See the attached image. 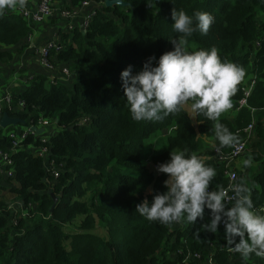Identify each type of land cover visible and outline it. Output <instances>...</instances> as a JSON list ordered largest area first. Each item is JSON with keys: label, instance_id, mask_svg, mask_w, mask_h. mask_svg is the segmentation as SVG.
I'll return each instance as SVG.
<instances>
[{"label": "trees", "instance_id": "obj_1", "mask_svg": "<svg viewBox=\"0 0 264 264\" xmlns=\"http://www.w3.org/2000/svg\"><path fill=\"white\" fill-rule=\"evenodd\" d=\"M55 1L71 10L91 0ZM98 1L102 6L86 31L78 26L68 31L64 22L61 48L49 60L55 81L37 75L22 93L11 95L13 106L24 103L21 113L0 110V120L7 113L25 122L0 127V151L10 154L13 163L11 177L0 179V264H180L186 254L204 252L209 243L227 245L224 227L216 233L204 228L211 218L207 209L194 224L164 225L140 216L136 206L167 190V175L157 177L153 166L168 162L173 150L196 154L215 168L213 179L221 184L210 189L226 186L214 151L228 153L230 146L218 140L217 145L202 143L216 138L215 123L237 141L255 123V136L264 141V0H122L124 7ZM181 10L214 17L207 35L196 31L187 38L186 51L215 47L222 61L243 69L233 107L218 121L194 116V125L183 107L162 121H134L121 73L131 65L138 74L149 57L158 61L174 50L170 40L181 34L172 29V13ZM31 34L25 18L0 7V46L17 47ZM12 59L0 50L1 64ZM252 79L250 95L239 108ZM41 119L55 131L47 139L31 135L13 149L5 134L20 133ZM37 148L44 150L50 171L45 159L33 153ZM255 183L261 192H252L251 200L258 209L264 205V170ZM6 193L11 196L3 200ZM52 195L57 204L50 213ZM178 223L188 224L184 232L175 229ZM219 254L215 261L224 264L228 255Z\"/></svg>", "mask_w": 264, "mask_h": 264}, {"label": "clouds", "instance_id": "obj_2", "mask_svg": "<svg viewBox=\"0 0 264 264\" xmlns=\"http://www.w3.org/2000/svg\"><path fill=\"white\" fill-rule=\"evenodd\" d=\"M122 0H117L121 3ZM24 4V0H0V7ZM171 25L181 34L173 39V51L149 57L143 70L133 75L130 65L121 73L125 102L134 121H162L170 114L190 104L194 116L218 121L219 117L233 107L231 97L244 76V71L235 63L222 61L218 50L186 51L188 37L199 31L207 35L214 17L206 12L189 16L183 10L173 11ZM156 66H153V64ZM216 139L222 147L233 146L237 137L224 125H214ZM251 160L243 161L245 167ZM157 171L167 175L164 193H158L151 203L145 200L136 206V212L149 222L171 225L186 221L194 224L204 219L205 209L210 211V222L204 228L216 233L221 224L230 252L239 253L244 261L254 254L264 258V215L254 210L249 191L245 186H230L236 199L227 207L230 199L224 189L210 191L209 186L216 176L215 168L207 166L196 154L186 155V150L170 152L168 162L157 166Z\"/></svg>", "mask_w": 264, "mask_h": 264}, {"label": "crops", "instance_id": "obj_3", "mask_svg": "<svg viewBox=\"0 0 264 264\" xmlns=\"http://www.w3.org/2000/svg\"><path fill=\"white\" fill-rule=\"evenodd\" d=\"M40 1L41 0H31V2L27 6L29 11H31V12L34 11V9L36 8V6L38 5V3ZM52 1H53V5H54L53 17L49 20L42 22V24H40V26H37L38 30L32 32V34L29 36L28 39L23 41L22 44H20L17 47L7 48V47L0 46L1 51H5V52L12 54L13 65L16 64L15 68H13V65H12V67L5 69V70L10 71L9 74H6L5 71L2 69L3 65H8V64L0 65V72H1V74H0V100H2L0 106L2 108L9 109V106L5 103L4 99L7 96L11 97V95L13 96V94L17 95L19 93H22L29 86V84L27 82H30L32 78L36 77L37 75L49 76L51 74L48 72V70H47L48 68L44 67L40 63L39 55H38L37 51H38V49L44 48L47 45V43H49L50 41H53V40L60 41L59 40V32L63 29L64 22H66L63 18L60 17V12L62 11L63 8L60 7L58 1H55V0H52ZM55 9L57 10L56 13H55ZM48 21H52L53 26L44 27L43 24H46ZM43 28H44V30H43ZM50 59H51V57H50ZM20 60H21V64L19 63ZM20 71H23V72H20ZM251 83H254V79L251 80L250 84ZM250 84H249V86H250ZM239 108H240V106H239ZM10 111H12V113H21L22 112L21 109H19L17 106H13V105L10 107ZM254 124L255 123L251 124V125H253L252 129H248V127H247V129H245L243 132L244 138H241L240 140H238V141H243L245 143V150L247 149V151L242 156H240L238 159H236V160H240V159H246L247 158L248 160L252 161L251 165L256 166V168L254 169V171H255L254 176H253L254 178H253V181L251 183H249L247 185V184L243 183L240 179L238 181L239 184L245 186L249 190L246 194L249 195L250 198H251L252 192H254V191H256L258 193L261 192L260 185L256 184L255 181H256V177L258 175H260L264 170V141H260V140L256 139L255 137H252V139L248 140V135L253 132ZM8 128H6V129H8ZM49 128L47 129V133L49 132ZM2 130H5V129H2ZM45 133H46V131L44 130V133H42L41 135H43ZM42 150L43 149H39V148H37L35 150L32 149L33 153L37 156H39V153L42 152V155L40 157H43L45 159V164H46L47 157ZM225 151L228 152V147L225 148ZM229 151H230V147H229ZM225 154H227V153H225ZM236 160H234L232 163H234ZM206 162H209V161H206ZM232 163L230 165H228L227 167L225 164H218V165L215 164V166L217 167V171L221 172V170H222L221 177L224 181V183H222V184H225V182L227 184V178L225 176V172L227 169L238 174L237 167L234 168ZM155 167L157 169V166H155ZM251 168L253 169V167H251ZM1 178L3 179L2 175H0V179ZM219 184H221V183H219ZM219 184H216V179H213L210 186L213 187V186L219 185ZM216 189H220V188H216ZM150 193L151 192H149V194ZM9 196H11V195L6 193L4 195L3 200H7V197H9ZM234 203L227 204V207H232L234 205ZM16 204L17 203H15V205ZM13 210L17 211L18 207L13 206ZM254 210H256V209H254ZM258 214H261V213L258 212ZM187 225L188 224H186V223H178L175 226L176 227L175 229H178L177 231L182 233L185 231ZM220 227H224L223 224H221ZM219 252H225L228 255V259H226L224 264H250L249 262L244 261L241 258L239 253L230 254L228 252V246L227 245L226 246L220 245L219 247H217V249L215 250V253H214V259L217 258L218 255L220 256ZM177 256H178V254L175 256L174 260L175 259L177 260ZM252 256H255V255L253 254ZM259 259L264 261V258H259Z\"/></svg>", "mask_w": 264, "mask_h": 264}, {"label": "built area", "instance_id": "obj_4", "mask_svg": "<svg viewBox=\"0 0 264 264\" xmlns=\"http://www.w3.org/2000/svg\"><path fill=\"white\" fill-rule=\"evenodd\" d=\"M31 2V0H24L23 6H21L20 3H16L15 6L5 5L6 13H16L18 15H21L23 18H25L30 24L33 23H42L46 20H49L53 17L54 12V5L52 0H41L34 11H29L27 8L28 4ZM102 2L98 0H91V1H84L80 3V5L76 8H72L71 10L62 9L60 12V17L63 18L66 21V29L68 31L73 30L76 26L82 31H86L91 20L96 16L97 11L101 8ZM259 46V43H257V47ZM61 48L60 42L53 40L47 43V45L42 48L38 49L37 53L39 55L40 63L46 67L51 68L49 65V59L52 52H58ZM66 75H68L67 72H64ZM251 92V89L247 90L245 92V98L240 102L239 106L242 107L246 103V99L249 97ZM5 103L10 107L12 106L11 97L7 96L4 99ZM2 100H0L1 104ZM18 108L22 110L24 108V103L19 102L17 104ZM2 107L0 106V110ZM36 127L37 129H48L49 123L45 121L44 119H41L36 125H33L31 123V126L24 127L22 129V132H9L8 134H5L6 137H8L12 141L13 149H15L18 145L23 143L29 136L36 135L34 132H32L31 128ZM248 129H252V125L248 127ZM45 130V129H44ZM38 136V135H36ZM41 137V135H39ZM42 139H46L45 137H41ZM44 152V150H42ZM245 152V143L244 142H236L233 146H230V151L225 154L220 152L219 149H216L214 151V154L218 156L217 162L219 164H225L226 167L230 165L234 160L238 159L240 156H242ZM42 155V152L39 153V156ZM12 160L11 155L8 153H5L3 151H0V175L5 177H11L12 170L9 169L12 167ZM46 164L48 165V159L46 160ZM154 169H156L155 166H153ZM48 169V168H47ZM225 176L227 178V184L223 188L226 192L228 199L226 201V204H232L235 202L236 195L235 193L230 189V186L239 184V178L238 174L227 169L225 172ZM210 191H216L219 189H210ZM257 213L260 212L261 215H264V205L260 206L258 209L255 210ZM217 248L214 247L209 243V247L204 249V252H197V253H188L186 256L182 259L180 264H217V262L214 259V253ZM228 252L230 254L234 252H230L228 249Z\"/></svg>", "mask_w": 264, "mask_h": 264}, {"label": "rangeland", "instance_id": "obj_5", "mask_svg": "<svg viewBox=\"0 0 264 264\" xmlns=\"http://www.w3.org/2000/svg\"><path fill=\"white\" fill-rule=\"evenodd\" d=\"M56 9H55V13H56ZM40 24H42V23H33V24H31V27H32V32H34V31H36V30H38V27L37 26H40ZM43 26L44 27H46V26H53V22L52 21H48L46 24H43ZM36 28V29H35ZM43 30H44V28H43ZM42 31V30H41ZM19 63L21 64V60L19 61ZM0 65H3V64H1L0 63ZM12 65H13V61L10 63V64H8V65H3L2 66V69L5 71V73L6 74H9L10 73V71H8V70H5V69H8V68H10V67H12ZM16 67V64H14L13 65V68H15ZM18 70V69H17ZM48 70V69H47ZM53 70H54V68H53ZM56 70L57 69H55L54 71L56 72ZM20 72H23V71H20ZM48 72L50 73V72H52L51 70H48ZM64 72H67L66 70H64ZM68 73V72H67ZM0 74H1V72H0ZM66 75V74H65ZM49 80H50V82H54L55 81V75L54 76H49ZM253 83H251L250 84V86H248L247 88H245L243 91H244V98H245V92L247 91V90H249V89H252V87H253ZM183 108L186 110V112H188V115H189V118H190V121H191V123L194 125L195 124V121H194V115L192 114V112H191V110H190V104L189 105H185V106H183ZM53 126V125H52ZM52 126H50V124H49V132L50 133H47V129L46 128H44L45 129V131H46V133L43 135L46 139H47V137H49L50 136V134L53 132V131H55V128L54 127H52ZM252 137H255L256 138V136H255V132L253 131L251 134H249L248 135V140H250V139H252ZM242 138H244L243 136H242ZM257 139V138H256ZM211 142L213 145H217V143H218V141H217V139L216 138H204L203 140H202V143L203 144H205V143H207V142ZM237 142H243V141H237ZM245 160H248L247 158L246 159H240V160H236L234 163H232V165L234 166V168H236L237 167V169H238V178L243 182V183H245V184H249V183H251L252 181H253V176H254V173H255V171H254V169L256 168V166L255 165H251V167H253V169L249 166V167H245L244 165H243V161H245ZM47 170H51V167L50 166H48V169ZM155 173H156V176L157 177H159L161 174H163V173H159L158 171H157V169H154L153 170ZM253 171V172H252ZM241 175V176H240ZM168 177H166V179H167ZM151 188H149L148 189V193L149 192H151ZM247 262H249L250 264H264V261L263 260H260L258 257H256V256H251L250 257V259L249 260H247Z\"/></svg>", "mask_w": 264, "mask_h": 264}, {"label": "water", "instance_id": "obj_6", "mask_svg": "<svg viewBox=\"0 0 264 264\" xmlns=\"http://www.w3.org/2000/svg\"><path fill=\"white\" fill-rule=\"evenodd\" d=\"M113 5H118L120 7H124L125 4L124 3H117V0H112V1H106L105 2V6L106 7H110V6H113ZM25 122L22 121V120H19L18 118H13V117H10L7 113H4L1 120H0V127L2 129H6L8 127H16L18 125H24ZM32 132H34L36 135H41L42 133H44V129H37L36 127H32L31 128ZM46 168H48V165L45 164ZM52 199H53V205L50 209V213H52L56 207V204H57V198L52 195Z\"/></svg>", "mask_w": 264, "mask_h": 264}, {"label": "bare ground", "instance_id": "obj_7", "mask_svg": "<svg viewBox=\"0 0 264 264\" xmlns=\"http://www.w3.org/2000/svg\"><path fill=\"white\" fill-rule=\"evenodd\" d=\"M256 47H257V44H256ZM259 47V46H258ZM254 84V83H253Z\"/></svg>", "mask_w": 264, "mask_h": 264}]
</instances>
